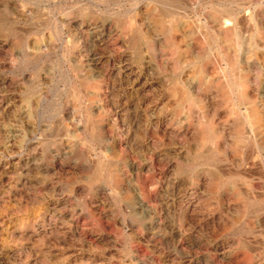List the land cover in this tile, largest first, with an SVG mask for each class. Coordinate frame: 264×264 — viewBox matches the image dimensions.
<instances>
[{
    "label": "rangeland",
    "instance_id": "1",
    "mask_svg": "<svg viewBox=\"0 0 264 264\" xmlns=\"http://www.w3.org/2000/svg\"><path fill=\"white\" fill-rule=\"evenodd\" d=\"M0 264H264V0H0Z\"/></svg>",
    "mask_w": 264,
    "mask_h": 264
}]
</instances>
